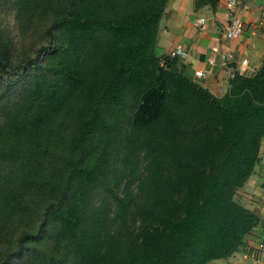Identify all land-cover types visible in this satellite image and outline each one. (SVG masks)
Listing matches in <instances>:
<instances>
[{
  "label": "trees",
  "instance_id": "obj_1",
  "mask_svg": "<svg viewBox=\"0 0 264 264\" xmlns=\"http://www.w3.org/2000/svg\"><path fill=\"white\" fill-rule=\"evenodd\" d=\"M167 3L0 0V264H208L260 224L264 62L213 96L156 55Z\"/></svg>",
  "mask_w": 264,
  "mask_h": 264
},
{
  "label": "crops",
  "instance_id": "obj_2",
  "mask_svg": "<svg viewBox=\"0 0 264 264\" xmlns=\"http://www.w3.org/2000/svg\"><path fill=\"white\" fill-rule=\"evenodd\" d=\"M235 1L233 15L243 24L242 35L234 40H227L224 32L232 15L229 2ZM264 0H220L214 12L207 7L195 9L194 0H168L160 20L156 48L161 57L169 56L174 50L183 52L177 59V68L191 81L209 91L215 97H222L228 90V81L235 73L244 68L245 76L254 74L264 62ZM205 19V24L198 26L197 20ZM215 50V52H213ZM231 52L234 62L226 67L220 63V54ZM214 60L213 65L207 59ZM246 60L245 66H241ZM196 71L206 72L204 78H196ZM264 171L260 166L251 175L234 197L240 205L239 197H247L248 203L256 207V214L261 222L245 240V247L234 253L227 260L213 261L208 264H254L257 243L264 242ZM254 193V194H253ZM253 194V195H252ZM260 196L263 200L257 198ZM261 201V202H260ZM264 262V252L261 255ZM264 264V263H263Z\"/></svg>",
  "mask_w": 264,
  "mask_h": 264
},
{
  "label": "built area",
  "instance_id": "obj_3",
  "mask_svg": "<svg viewBox=\"0 0 264 264\" xmlns=\"http://www.w3.org/2000/svg\"><path fill=\"white\" fill-rule=\"evenodd\" d=\"M235 8H236V2L235 1H230L228 9L231 11L232 15H231V17L229 19L228 26H227V28H226V30L224 32V37L227 40H234L236 38H239L242 35L243 24L238 18H236L233 15ZM262 16L264 17V6L262 7ZM197 24H198V26L204 25L205 24V19H203V18L198 19L197 20ZM213 52H215V50H213ZM182 54H183V52H181L179 50H174V51H172L170 53L169 57L173 58V57H177V56H183ZM234 60H235L234 56L232 55L231 52L220 54V63L224 67H226L231 62H234ZM207 63L209 65H213L214 64V60H212L211 58H208L207 59ZM246 63H247L246 60H242L241 66H245ZM238 74L243 75L244 74V68L240 69L238 71ZM205 76H206V72H204V71H196L195 72V77L196 78L201 79V78H204ZM263 251H264V242L259 243L257 245L256 249H254V252L257 254V257L254 258V264H262L261 259L259 257H261Z\"/></svg>",
  "mask_w": 264,
  "mask_h": 264
},
{
  "label": "rangeland",
  "instance_id": "obj_4",
  "mask_svg": "<svg viewBox=\"0 0 264 264\" xmlns=\"http://www.w3.org/2000/svg\"><path fill=\"white\" fill-rule=\"evenodd\" d=\"M12 14H13V12L10 10V11H7L6 13H2V14H0V23H1V26L2 27H7L8 29H10V31H11V33H12V35L13 36H15V38H16V31H15V29H14V22H13V17H12ZM6 28V29H7ZM159 50L160 49H157L156 48V55H160V52H159ZM259 158H260V161L258 162V164L256 165V167H255V171H257L258 169H259V167L261 166L262 168H263V171H264V137H263V139H262V141H261V147H260V151H259ZM264 185V184H263ZM262 191H263V189H262V187H261V189L259 190V192H260V195L264 198V194L262 193ZM254 194V193H253ZM252 194V195H253ZM257 198H259V199H261V200H263V198L262 197H260V196H256ZM238 201L242 204V206L244 207V208H246V209H248L249 211H256V207H253L252 208V206L253 205H251L250 203H248V200H247V197H239L238 198ZM237 202V201H236ZM261 202V201H260ZM257 245H258V243H257ZM256 245V246H257ZM258 252V251H257ZM264 252V251H263ZM263 254V253H262ZM260 259H261V262H262V264L264 263L263 261H262V256L261 257H259Z\"/></svg>",
  "mask_w": 264,
  "mask_h": 264
}]
</instances>
